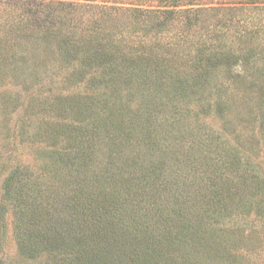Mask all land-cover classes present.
Returning a JSON list of instances; mask_svg holds the SVG:
<instances>
[{
  "label": "rangeland",
  "instance_id": "rangeland-1",
  "mask_svg": "<svg viewBox=\"0 0 264 264\" xmlns=\"http://www.w3.org/2000/svg\"><path fill=\"white\" fill-rule=\"evenodd\" d=\"M0 264H264V0H0Z\"/></svg>",
  "mask_w": 264,
  "mask_h": 264
},
{
  "label": "trees",
  "instance_id": "trees-1",
  "mask_svg": "<svg viewBox=\"0 0 264 264\" xmlns=\"http://www.w3.org/2000/svg\"><path fill=\"white\" fill-rule=\"evenodd\" d=\"M146 49V50H145ZM143 50H145V51H147L149 54L150 53H152V50H153V48L151 47H146V48H144ZM144 51V52H145ZM145 53H142V54H140L138 57H137V61L139 60V61H142V60H144V55ZM136 57V56H135ZM135 59V58H134ZM133 59V60H134ZM109 120V119H108ZM96 123H97V121L95 122V125H96ZM106 123L110 126V128L111 127H113V126H116L118 129H124V127H125V125L123 126V127H121V125H122V120H121V114H120V117H119V119L116 121L115 119H110L109 121H106ZM126 142V140H123V141H117V142H115V143H113V146H114V149L117 147V144L119 145V144H121V146L124 144ZM183 144V143H182ZM180 146H181V143L179 144ZM185 147L187 146V142H185L184 144H183ZM173 148H175L174 149V151H176L178 148H176V147H173Z\"/></svg>",
  "mask_w": 264,
  "mask_h": 264
}]
</instances>
